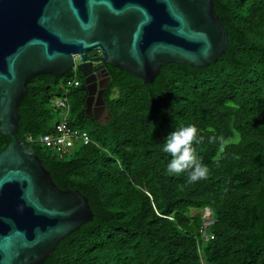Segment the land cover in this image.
<instances>
[{
  "label": "trees",
  "instance_id": "1",
  "mask_svg": "<svg viewBox=\"0 0 264 264\" xmlns=\"http://www.w3.org/2000/svg\"><path fill=\"white\" fill-rule=\"evenodd\" d=\"M214 2L228 28L226 52L205 67L165 64L153 83L108 65L106 123L86 113L80 70L39 74L29 84L18 128L25 150L94 211L43 264H264V0ZM74 78L70 122L96 143L60 157L27 136L54 130L61 113L54 88L64 94L61 80ZM189 124L200 130L195 147L210 168L195 184L187 171L168 173L171 156L162 150L176 127ZM219 137L228 141L223 152ZM11 141L0 133V153Z\"/></svg>",
  "mask_w": 264,
  "mask_h": 264
},
{
  "label": "water",
  "instance_id": "2",
  "mask_svg": "<svg viewBox=\"0 0 264 264\" xmlns=\"http://www.w3.org/2000/svg\"><path fill=\"white\" fill-rule=\"evenodd\" d=\"M228 45L214 0H0V133L12 138L0 153V264H43L94 218L89 198L61 188L18 135L20 105L37 75L62 77L77 65L86 113L101 122L105 108L111 113L107 65L153 83L163 65L205 67ZM212 217L207 208L205 224Z\"/></svg>",
  "mask_w": 264,
  "mask_h": 264
},
{
  "label": "clouds",
  "instance_id": "3",
  "mask_svg": "<svg viewBox=\"0 0 264 264\" xmlns=\"http://www.w3.org/2000/svg\"><path fill=\"white\" fill-rule=\"evenodd\" d=\"M220 141V151L223 152L228 141L223 137ZM203 137L195 124L181 125L175 128L164 140L162 150L171 156L167 170L169 174L181 175L188 172L187 183L195 184L208 177L210 168L203 163L197 148L202 142ZM217 137H211L210 142H215ZM208 220H206L207 222ZM209 224H206V226Z\"/></svg>",
  "mask_w": 264,
  "mask_h": 264
},
{
  "label": "built area",
  "instance_id": "4",
  "mask_svg": "<svg viewBox=\"0 0 264 264\" xmlns=\"http://www.w3.org/2000/svg\"><path fill=\"white\" fill-rule=\"evenodd\" d=\"M77 65L74 71H77ZM80 80L77 78L68 80L61 85L63 93L61 96H55L52 106L61 111V116L54 121V130L34 137L27 136V142L40 143L43 146L52 149L60 157H64L73 152V150L80 146L90 143H96L89 131L79 129L70 122L71 104L69 100V93L74 86H79Z\"/></svg>",
  "mask_w": 264,
  "mask_h": 264
},
{
  "label": "flooded vegetation",
  "instance_id": "5",
  "mask_svg": "<svg viewBox=\"0 0 264 264\" xmlns=\"http://www.w3.org/2000/svg\"><path fill=\"white\" fill-rule=\"evenodd\" d=\"M101 54V52L100 51H92V52H90L89 53V55L91 56V57H93V56H95V55H100ZM102 64V62H96L95 63V66L97 67V66H100ZM108 66V65H107ZM34 81V80H33ZM104 83V78L101 76V77H98L97 79H96V81H95V84H96V86H95V90L97 89V91L99 92L100 90H101V85ZM97 100V99H96ZM96 100H95V102H96ZM109 117H110V113H109V111L105 108L104 110H103V112H102V114H101V117H100V119H99V121H101L102 123L103 122H105V121H107V120H109Z\"/></svg>",
  "mask_w": 264,
  "mask_h": 264
},
{
  "label": "rangeland",
  "instance_id": "6",
  "mask_svg": "<svg viewBox=\"0 0 264 264\" xmlns=\"http://www.w3.org/2000/svg\"><path fill=\"white\" fill-rule=\"evenodd\" d=\"M62 84H63V81L61 80V82H60V87H61ZM58 90H59L58 87H57V88H56V87L54 88V92L56 93V96H61L62 94L59 95ZM52 103H53V102H52ZM59 116H61V114H59V113L57 112V114H56V116H55L56 119L59 118ZM107 121H108V120H107ZM107 121H105V122H103V123H106ZM69 157H70V156H69ZM194 212H196V211H194Z\"/></svg>",
  "mask_w": 264,
  "mask_h": 264
}]
</instances>
